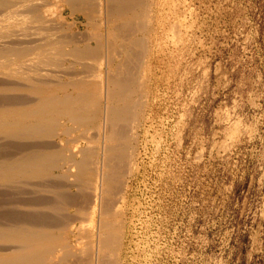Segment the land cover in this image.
<instances>
[{"label": "bare ground", "instance_id": "obj_1", "mask_svg": "<svg viewBox=\"0 0 264 264\" xmlns=\"http://www.w3.org/2000/svg\"><path fill=\"white\" fill-rule=\"evenodd\" d=\"M154 7L0 0V264H118Z\"/></svg>", "mask_w": 264, "mask_h": 264}, {"label": "rangeland", "instance_id": "obj_2", "mask_svg": "<svg viewBox=\"0 0 264 264\" xmlns=\"http://www.w3.org/2000/svg\"><path fill=\"white\" fill-rule=\"evenodd\" d=\"M152 15L134 166L111 191L117 262L264 264V0Z\"/></svg>", "mask_w": 264, "mask_h": 264}]
</instances>
